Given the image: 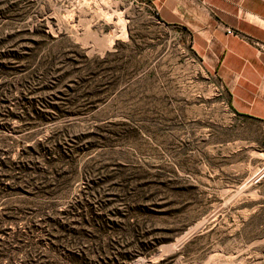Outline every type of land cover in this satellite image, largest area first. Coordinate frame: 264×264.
<instances>
[{"label": "rangeland", "instance_id": "1", "mask_svg": "<svg viewBox=\"0 0 264 264\" xmlns=\"http://www.w3.org/2000/svg\"><path fill=\"white\" fill-rule=\"evenodd\" d=\"M28 23L43 24L71 46L66 82L77 83L67 88L110 90L93 111L32 131L16 130L17 121L6 129V109L21 103L22 88L41 87L39 75L2 71L0 134L15 146L13 158L30 133L40 139L68 119L76 125L70 138L94 134L80 145V167L110 163L147 174L171 203L182 231L130 264L174 255L172 264H264V179L251 182L264 166V123L233 114L227 91L186 32L159 24L147 0H2V41L7 30ZM15 41L2 45V64L13 59L6 49ZM85 182L80 177L75 185Z\"/></svg>", "mask_w": 264, "mask_h": 264}, {"label": "trees", "instance_id": "2", "mask_svg": "<svg viewBox=\"0 0 264 264\" xmlns=\"http://www.w3.org/2000/svg\"><path fill=\"white\" fill-rule=\"evenodd\" d=\"M13 40L6 49L13 59L2 64V45ZM71 51L43 24H21L3 41L0 28V80L2 71L39 75L41 87L22 88L21 103L6 109L4 128L17 121L16 130L32 131L93 111L105 99L110 88H67L77 83L66 82ZM63 123L40 139L30 133L18 142L15 158V146L0 134V264H130L172 242L182 230L163 185L122 165L80 167V145L94 134L70 138L76 125ZM80 177L86 182L76 186ZM176 257L156 264H172Z\"/></svg>", "mask_w": 264, "mask_h": 264}, {"label": "crops", "instance_id": "3", "mask_svg": "<svg viewBox=\"0 0 264 264\" xmlns=\"http://www.w3.org/2000/svg\"><path fill=\"white\" fill-rule=\"evenodd\" d=\"M147 1L159 24L186 32L194 54L227 91L233 114L264 123V52L255 44H264V0Z\"/></svg>", "mask_w": 264, "mask_h": 264}, {"label": "built area", "instance_id": "4", "mask_svg": "<svg viewBox=\"0 0 264 264\" xmlns=\"http://www.w3.org/2000/svg\"><path fill=\"white\" fill-rule=\"evenodd\" d=\"M158 17V16H156ZM226 33L230 36H240L238 32L233 29H227ZM261 52H264V44L255 43ZM264 178V166L252 177L251 182L259 183Z\"/></svg>", "mask_w": 264, "mask_h": 264}]
</instances>
